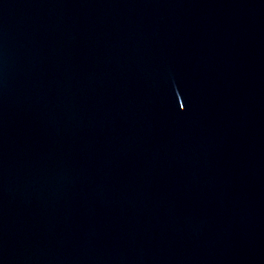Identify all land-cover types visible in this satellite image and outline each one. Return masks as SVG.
I'll list each match as a JSON object with an SVG mask.
<instances>
[{"label": "water", "instance_id": "1", "mask_svg": "<svg viewBox=\"0 0 264 264\" xmlns=\"http://www.w3.org/2000/svg\"><path fill=\"white\" fill-rule=\"evenodd\" d=\"M0 264H264V0H0Z\"/></svg>", "mask_w": 264, "mask_h": 264}]
</instances>
